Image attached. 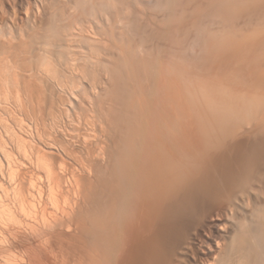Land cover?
Instances as JSON below:
<instances>
[{
    "label": "bare ground",
    "instance_id": "obj_1",
    "mask_svg": "<svg viewBox=\"0 0 264 264\" xmlns=\"http://www.w3.org/2000/svg\"><path fill=\"white\" fill-rule=\"evenodd\" d=\"M0 264H264V0H0Z\"/></svg>",
    "mask_w": 264,
    "mask_h": 264
}]
</instances>
